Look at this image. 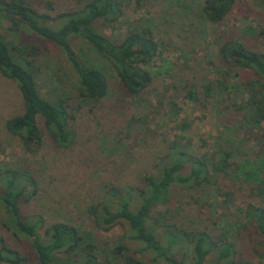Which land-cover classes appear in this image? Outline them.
Masks as SVG:
<instances>
[{
	"label": "rangeland",
	"instance_id": "374dc122",
	"mask_svg": "<svg viewBox=\"0 0 264 264\" xmlns=\"http://www.w3.org/2000/svg\"><path fill=\"white\" fill-rule=\"evenodd\" d=\"M30 2L50 16L76 9L72 0ZM202 3L203 0H143L140 8L128 4L114 29L97 26L104 35L120 40L128 27L146 25L162 44L151 68L152 83L138 96L123 88L110 64L83 40L72 37L74 50L105 74L108 93L97 102L83 103L81 110L74 113L69 127L75 138L68 148L52 142L41 119L38 125L42 144L35 153L27 152L21 141L7 132L6 121L22 113V98L16 84L0 73V173L6 169L26 171L35 179L36 195L21 209L26 220L41 217L49 223L70 224L99 246L113 249L122 245L134 254L142 245L132 238L126 224L103 231L95 225L91 212L93 207L110 201L111 190L133 192L143 187L142 177L157 173L155 167L164 163L160 160L168 153L169 143L195 156L210 155L218 147L231 150L238 159L263 156L264 123L257 129L240 123L237 106L247 96L236 99L231 95L228 99L215 94L205 101L203 86L216 85L220 77L223 65L217 53L221 42L218 35L234 37L246 47L264 53V7L261 0H238L221 24L210 25ZM0 31L9 46L39 47L32 73L42 98L50 102L57 96L78 98L77 76L58 47L25 29L12 31L6 21H1ZM231 82L240 83L238 78ZM190 89L198 101L188 98ZM235 184L225 180L224 190L234 193L226 197L219 196L214 187L205 191L174 187L167 204L156 207L152 216L171 210L178 225L225 234L245 260L264 264L256 253L260 248L255 232L240 229L245 205L251 199L247 188ZM8 221L0 208V237L32 260L34 253L28 240L15 236L12 226L5 228L3 224L8 225ZM57 258L59 264H72L64 256ZM111 259V263L100 264H116L112 256ZM206 264H212L211 258Z\"/></svg>",
	"mask_w": 264,
	"mask_h": 264
},
{
	"label": "trees",
	"instance_id": "16d2710c",
	"mask_svg": "<svg viewBox=\"0 0 264 264\" xmlns=\"http://www.w3.org/2000/svg\"><path fill=\"white\" fill-rule=\"evenodd\" d=\"M72 1L76 9L50 16L36 9L30 0H0V23L6 21L12 31L25 29L54 44L77 76L76 100L57 96L50 102L42 98L32 73L39 47L9 46L0 31V73L16 84L23 107L22 113L6 121L5 128L29 153L38 151L42 144L39 119L52 142L68 148L75 138L69 127L74 113L81 110L83 103L97 102L108 93L105 74L74 50L72 37L83 40L101 60L110 64L130 94L141 95L153 80L151 68L159 58L162 44L148 26H130L120 40L97 30V26L114 29L127 5L132 3L140 8L143 0ZM237 1L203 0L206 21L210 25L221 24ZM261 3L264 7V0ZM217 38L221 41L217 53L223 66L219 68L216 85L203 86L204 100L212 99L215 94L226 95L228 99L231 95L238 99L245 94L247 99H241L237 106L241 126L257 129L264 123V53L246 47L234 37L221 34ZM233 78H238L239 85L231 82ZM188 98L198 101L192 89L188 91ZM168 148L160 160L164 163L155 167L157 173L142 177L143 187L133 192L111 190L110 201L100 203L99 208L93 207L91 212L95 225L103 231L126 224L132 238L142 245L134 254L122 245L113 249L99 246L88 234L70 224L49 223L41 217L32 222L26 220L21 209L36 195L35 179L26 171L6 169L0 173V208L9 218L8 225H3L7 229L12 226L15 236L26 238L34 253L31 260L0 237V264H59V256L68 258L72 264L111 263V256L116 264H160L161 261L206 264L207 258H211L212 264H255L245 260L234 241L225 234L214 235L205 228L178 225L171 210L152 216L156 207L167 204L174 187L186 191L214 187L219 196H233L232 191L224 190L226 179L248 189L251 201L245 205L239 226L241 230L255 232L260 248L256 253L264 260V154L251 160L238 159L231 150L221 147L201 156L191 154L186 148L178 149L176 143H169ZM146 256L147 259L143 258Z\"/></svg>",
	"mask_w": 264,
	"mask_h": 264
}]
</instances>
